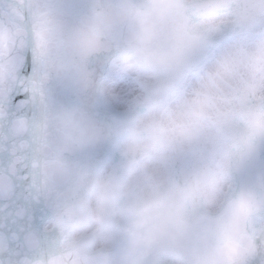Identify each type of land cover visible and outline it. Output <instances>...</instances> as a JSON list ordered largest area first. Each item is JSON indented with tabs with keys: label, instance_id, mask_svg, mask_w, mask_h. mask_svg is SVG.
<instances>
[{
	"label": "snow or ice",
	"instance_id": "obj_1",
	"mask_svg": "<svg viewBox=\"0 0 264 264\" xmlns=\"http://www.w3.org/2000/svg\"><path fill=\"white\" fill-rule=\"evenodd\" d=\"M0 264H264V0H0Z\"/></svg>",
	"mask_w": 264,
	"mask_h": 264
}]
</instances>
